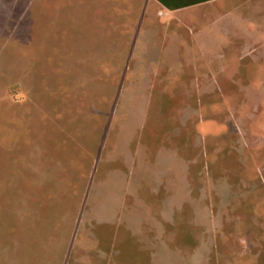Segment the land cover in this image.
<instances>
[{
  "label": "rangeland",
  "instance_id": "obj_1",
  "mask_svg": "<svg viewBox=\"0 0 264 264\" xmlns=\"http://www.w3.org/2000/svg\"><path fill=\"white\" fill-rule=\"evenodd\" d=\"M104 2L0 0V264H264V0L200 8L192 61Z\"/></svg>",
  "mask_w": 264,
  "mask_h": 264
},
{
  "label": "crops",
  "instance_id": "obj_2",
  "mask_svg": "<svg viewBox=\"0 0 264 264\" xmlns=\"http://www.w3.org/2000/svg\"><path fill=\"white\" fill-rule=\"evenodd\" d=\"M161 1L166 3L168 7L163 5ZM215 1L216 0H103L105 5L106 3H109L113 9H124L125 16H134L136 20H138L137 18H139V16L141 15L140 13L145 5L147 8L146 11L147 13H149L148 15L152 16L151 22L155 21V18L157 17L161 19H166L167 22L165 24V30L163 31L164 33L162 45L159 46L162 51L160 54V58L164 59V61L194 60V49H192L191 44H186V34L188 30H192V27L194 28L195 35L197 33H201V28H199L200 25L209 22L210 16L206 12H204L203 9L200 8H203L208 4H212ZM156 24H159V21H156ZM94 251L95 250H89L83 253L81 261H79L78 259L77 264H106V258L115 259L116 257H118L116 256L115 252L112 256V252H106L103 249L96 253ZM59 253L60 255H57L53 252V254L50 256V261L48 264H54L55 260L53 259L56 258H59V264H65L68 252H66L65 255L63 254V251ZM119 258H121L120 252ZM113 262L109 261L108 264H113ZM3 263L5 264V261H3ZM7 263L16 264L13 257ZM114 263L116 264V262ZM118 263L121 264V261L119 260ZM55 264H57V261Z\"/></svg>",
  "mask_w": 264,
  "mask_h": 264
},
{
  "label": "trees",
  "instance_id": "obj_3",
  "mask_svg": "<svg viewBox=\"0 0 264 264\" xmlns=\"http://www.w3.org/2000/svg\"><path fill=\"white\" fill-rule=\"evenodd\" d=\"M161 3H162L163 5H165V6L168 7V5H166V3H164L163 1H161ZM193 4H196V3H193Z\"/></svg>",
  "mask_w": 264,
  "mask_h": 264
}]
</instances>
